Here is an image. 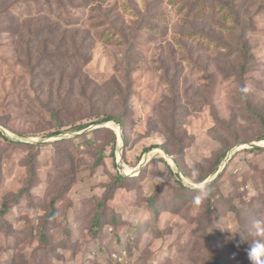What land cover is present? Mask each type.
Masks as SVG:
<instances>
[{"label":"rangeland","instance_id":"1","mask_svg":"<svg viewBox=\"0 0 264 264\" xmlns=\"http://www.w3.org/2000/svg\"><path fill=\"white\" fill-rule=\"evenodd\" d=\"M0 132V264H251L264 0H0Z\"/></svg>","mask_w":264,"mask_h":264},{"label":"trees","instance_id":"2","mask_svg":"<svg viewBox=\"0 0 264 264\" xmlns=\"http://www.w3.org/2000/svg\"><path fill=\"white\" fill-rule=\"evenodd\" d=\"M52 114H53L54 118L57 119V121H58V115H57V114H54V111H53ZM109 121H116V122H117V123L123 128V131H124V135H123V136H124V140L127 142L129 135H128L127 128H126L124 122H122V118H121V117H118V116L116 117V116H114V115H112V114H109V115H105V116L99 117L97 121H94V122H91V123L79 124L78 126H76V127L74 128V130H76V131H80V130L86 129L87 127H89V126L92 125L93 123H104V122H109ZM109 132H110V134L113 135V140L117 141V140H116V139H117V134H116L115 132H111V131H109ZM60 133H62V132H61L60 130H58V131H56V132H52V133H50L49 136H50V135H52V136H57V135H59ZM0 135H1V132H0ZM259 140H260V141L264 140V136H262ZM114 149H115V148H114ZM164 150L168 153V155H171L170 152H169L165 147H164ZM256 151H260V150H256ZM113 155H114V151L112 152V156H113ZM224 157H225V155H223V156L221 157V160H220L221 162H222V160H223ZM113 160H114V156H113ZM159 160L164 161V159H159ZM103 161H104V156H103V154H100V158H98V160H97L96 163H97V165H99V164H101ZM220 161H219V162H220ZM221 162H220V163H221ZM217 167H218V166H217ZM217 167L214 169V171H216ZM117 178H118V181H123V180H125V178H124L123 176H120V175H118ZM202 181H203V179L198 180L197 182H202ZM101 203H103V201H102ZM210 203H211V202H210ZM8 206H9L8 203H4L2 210H0V216L4 217V216H6V215L8 214V212H7V211H8V209H7ZM210 207H211V206H209L208 208L210 209ZM239 211H240V210H239ZM54 214H55V212H52V213L49 214L48 217H49V218H52V217L54 216ZM103 218H104V212H103L102 214L96 213V216H95V226H96L97 228H96L95 231H94V234H95V235L97 234L99 228L102 227ZM49 222H50V221H49ZM48 226H49V223H47V222L42 224V227H41V229H40V239H41L42 241H46V239H47L48 233H47L46 231H47V229H48ZM241 232L244 234V231H241ZM243 241H244V240H242V242H243ZM118 257L121 258L122 256L120 255V256H118ZM110 264H118V260L116 259L115 262H114V260L111 259Z\"/></svg>","mask_w":264,"mask_h":264},{"label":"clouds","instance_id":"3","mask_svg":"<svg viewBox=\"0 0 264 264\" xmlns=\"http://www.w3.org/2000/svg\"><path fill=\"white\" fill-rule=\"evenodd\" d=\"M207 190H202L199 195L194 198V202L199 204L203 199L207 198ZM251 232L253 235L260 237L248 243L241 235L242 239L249 244L247 254L251 264H264V218H258L253 221Z\"/></svg>","mask_w":264,"mask_h":264},{"label":"water","instance_id":"4","mask_svg":"<svg viewBox=\"0 0 264 264\" xmlns=\"http://www.w3.org/2000/svg\"><path fill=\"white\" fill-rule=\"evenodd\" d=\"M106 124H111V122L109 121V122H105V123H103V125H106ZM113 125H115V124H113ZM97 126H99V125H97ZM119 127V126H118ZM118 135H119V141H120V143L123 141V134H122V132L120 131V130H118ZM54 137H58V136H54ZM255 147H258L257 145H255ZM162 153L164 154V157L166 158V160L168 161V163L170 164V162L172 163L173 162V160L170 158V156H168L164 151H162ZM141 165H143V163H141ZM222 171L221 170H219L218 172H217V174H216V176H218L220 173H221Z\"/></svg>","mask_w":264,"mask_h":264},{"label":"built area","instance_id":"5","mask_svg":"<svg viewBox=\"0 0 264 264\" xmlns=\"http://www.w3.org/2000/svg\"><path fill=\"white\" fill-rule=\"evenodd\" d=\"M121 260V258H119Z\"/></svg>","mask_w":264,"mask_h":264},{"label":"bare ground","instance_id":"6","mask_svg":"<svg viewBox=\"0 0 264 264\" xmlns=\"http://www.w3.org/2000/svg\"><path fill=\"white\" fill-rule=\"evenodd\" d=\"M117 129H118V128H117ZM117 129H116V130H117Z\"/></svg>","mask_w":264,"mask_h":264}]
</instances>
